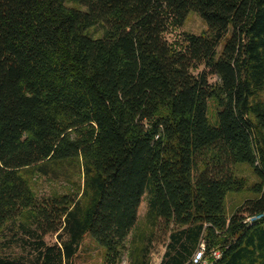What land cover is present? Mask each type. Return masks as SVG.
I'll return each instance as SVG.
<instances>
[{"label":"trees","instance_id":"16d2710c","mask_svg":"<svg viewBox=\"0 0 264 264\" xmlns=\"http://www.w3.org/2000/svg\"><path fill=\"white\" fill-rule=\"evenodd\" d=\"M192 12L208 32L171 44ZM30 170L84 187L39 197ZM145 197L130 264L159 235L160 264L202 243L214 264H264V220L244 223L264 213V0H0V264H76L87 241L121 264Z\"/></svg>","mask_w":264,"mask_h":264},{"label":"rangeland","instance_id":"374dc122","mask_svg":"<svg viewBox=\"0 0 264 264\" xmlns=\"http://www.w3.org/2000/svg\"><path fill=\"white\" fill-rule=\"evenodd\" d=\"M93 35L98 36L100 34L99 29L91 31ZM208 32V26L204 20L196 13H190L183 27L172 28L165 35L166 39L174 45L179 44L183 38L184 33L201 35ZM216 78L211 79L215 81ZM31 171V170H30ZM29 183L34 190L35 194L39 197L50 196L58 193H66L76 191L84 187V178L77 170L73 171H61V173H51L50 175H42L40 173L30 172ZM33 174V175H32ZM237 174L244 177L248 184L251 185L257 181V176L253 173L251 168L247 165H240L237 167ZM253 197L251 192L246 191L242 193H230L227 196L226 207L227 215L231 217L235 210L243 204L244 201ZM147 213H148V198L145 197L142 206L139 210V221L137 228L133 232V235L129 238L128 251L125 252L121 264H130L133 261V257L138 252L140 244L147 237L150 238L149 227L147 225ZM16 231H6L3 234L2 241L7 244L11 241L17 242L22 234L16 235ZM163 235H159L151 245V251L147 258V264H160L164 253L166 251V242ZM47 241H55L53 236H48ZM137 252H136V251ZM136 252V253H135ZM1 253H5L10 256L20 257L22 255L28 256V250H24L18 245H14L10 248L2 250ZM76 264H103V251L96 245L90 244L88 241L84 244L80 257L76 260Z\"/></svg>","mask_w":264,"mask_h":264},{"label":"built area","instance_id":"2783aa9c","mask_svg":"<svg viewBox=\"0 0 264 264\" xmlns=\"http://www.w3.org/2000/svg\"><path fill=\"white\" fill-rule=\"evenodd\" d=\"M264 220V213L252 214L245 217L244 223L246 225H253ZM222 252L214 250L208 253L205 243H202L192 258V264H214L221 258Z\"/></svg>","mask_w":264,"mask_h":264}]
</instances>
